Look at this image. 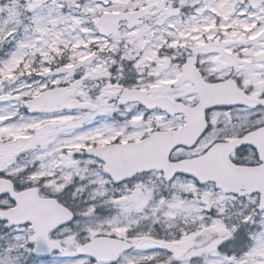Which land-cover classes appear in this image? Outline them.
Instances as JSON below:
<instances>
[{
  "label": "snow or ice",
  "instance_id": "6c2138e0",
  "mask_svg": "<svg viewBox=\"0 0 264 264\" xmlns=\"http://www.w3.org/2000/svg\"><path fill=\"white\" fill-rule=\"evenodd\" d=\"M0 264H264V0H0Z\"/></svg>",
  "mask_w": 264,
  "mask_h": 264
},
{
  "label": "flooded vegetation",
  "instance_id": "af4514ba",
  "mask_svg": "<svg viewBox=\"0 0 264 264\" xmlns=\"http://www.w3.org/2000/svg\"><path fill=\"white\" fill-rule=\"evenodd\" d=\"M49 259H51V258H49Z\"/></svg>",
  "mask_w": 264,
  "mask_h": 264
}]
</instances>
